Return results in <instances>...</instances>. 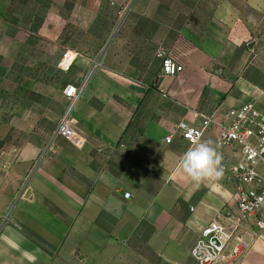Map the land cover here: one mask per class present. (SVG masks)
Wrapping results in <instances>:
<instances>
[{
  "label": "crops",
  "instance_id": "1",
  "mask_svg": "<svg viewBox=\"0 0 264 264\" xmlns=\"http://www.w3.org/2000/svg\"><path fill=\"white\" fill-rule=\"evenodd\" d=\"M177 1L136 0L102 63L93 65L95 53L81 55L92 66L68 84H84L70 112L80 141L55 136L64 115L32 111L26 118L16 101L9 116V102L0 101V264H57L89 228L148 264H195L191 249L201 231L236 209L227 170L199 185L183 174L179 160L192 145L176 126L200 127V114L222 119L248 102L264 105V47H254L260 33L264 38V0H205L211 9ZM17 2L0 0V60H15L30 44L24 31L8 32ZM34 18L35 11L29 21L22 17L20 29L35 34ZM160 53L182 72L165 75ZM45 119L52 128L43 134ZM218 136L212 126L201 141L216 145ZM218 151L227 168L240 159L236 145ZM237 264H264V239Z\"/></svg>",
  "mask_w": 264,
  "mask_h": 264
},
{
  "label": "rangeland",
  "instance_id": "2",
  "mask_svg": "<svg viewBox=\"0 0 264 264\" xmlns=\"http://www.w3.org/2000/svg\"><path fill=\"white\" fill-rule=\"evenodd\" d=\"M52 2L42 0L41 7L36 9L28 1L18 0L8 13L9 34L15 36L19 31H24L26 37L30 38V44L22 48L15 60H0V65L3 64L0 69V74H3L0 75V101L9 102V116L15 111L14 102L18 101L24 103L26 118L32 117V111L35 115L39 112L42 116L62 117L68 106L64 88L75 82L73 80L80 77L86 66H92V62L86 61L81 55L95 53L99 59L93 65L98 67L102 63L104 47L111 42L113 35L117 36L136 0H70L67 6L65 0H54V8L50 10L49 4ZM165 2L171 3L170 0ZM195 2L178 0L177 5H192ZM199 3L207 9L212 8V3L205 0H199ZM33 11L35 18L31 28L35 29V34L26 27L20 29L21 21H29ZM248 46L249 43L244 48L248 49ZM254 47L256 51L264 47L262 33L259 38H255ZM66 54L68 57L65 62L68 65L75 56H79L69 70L60 66ZM17 91L19 96L16 95ZM51 128L47 119L42 120L43 134ZM81 233L74 238L69 252H65L57 264H99L102 261L106 264H148L138 252L131 251L122 243L115 244L107 234L103 243L102 234L97 228L84 229Z\"/></svg>",
  "mask_w": 264,
  "mask_h": 264
},
{
  "label": "built area",
  "instance_id": "3",
  "mask_svg": "<svg viewBox=\"0 0 264 264\" xmlns=\"http://www.w3.org/2000/svg\"><path fill=\"white\" fill-rule=\"evenodd\" d=\"M65 55L60 66L68 68ZM162 70L165 75L174 77L183 70V66L164 53ZM84 84L68 85L64 96L68 100L69 109L57 125L56 137L80 141L79 135L72 125L70 112L78 102ZM200 127L180 121L176 133L187 143L201 141L209 127L219 129L216 145L219 148L238 146L240 159L231 164L228 179L237 192L236 209L226 212L222 217L212 220L200 233L191 249L195 264H237L248 252L253 242L264 239V105L248 102L230 108L222 119H215L200 114ZM172 135L165 138L167 143ZM126 199L130 193L124 195Z\"/></svg>",
  "mask_w": 264,
  "mask_h": 264
},
{
  "label": "clouds",
  "instance_id": "4",
  "mask_svg": "<svg viewBox=\"0 0 264 264\" xmlns=\"http://www.w3.org/2000/svg\"><path fill=\"white\" fill-rule=\"evenodd\" d=\"M179 167L187 178L199 185L220 177L222 156L212 141H197L180 157Z\"/></svg>",
  "mask_w": 264,
  "mask_h": 264
},
{
  "label": "bare ground",
  "instance_id": "5",
  "mask_svg": "<svg viewBox=\"0 0 264 264\" xmlns=\"http://www.w3.org/2000/svg\"><path fill=\"white\" fill-rule=\"evenodd\" d=\"M68 56H66L65 60L67 59Z\"/></svg>",
  "mask_w": 264,
  "mask_h": 264
},
{
  "label": "water",
  "instance_id": "6",
  "mask_svg": "<svg viewBox=\"0 0 264 264\" xmlns=\"http://www.w3.org/2000/svg\"><path fill=\"white\" fill-rule=\"evenodd\" d=\"M114 37V35L111 37V39Z\"/></svg>",
  "mask_w": 264,
  "mask_h": 264
}]
</instances>
